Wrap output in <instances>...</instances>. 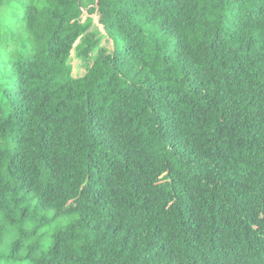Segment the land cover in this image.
<instances>
[{"label":"trees","instance_id":"1","mask_svg":"<svg viewBox=\"0 0 264 264\" xmlns=\"http://www.w3.org/2000/svg\"><path fill=\"white\" fill-rule=\"evenodd\" d=\"M96 1L0 0V264H264V0Z\"/></svg>","mask_w":264,"mask_h":264},{"label":"rangeland","instance_id":"2","mask_svg":"<svg viewBox=\"0 0 264 264\" xmlns=\"http://www.w3.org/2000/svg\"><path fill=\"white\" fill-rule=\"evenodd\" d=\"M83 12L84 13L82 17L83 20H85L87 17V13L86 10H83ZM91 18L92 27L90 29V32L95 35V39L98 41V46L86 60H82L81 58L77 57L76 53L73 51L69 60V64L72 67V74L76 78L82 77L86 73L90 64L94 61L95 57H97L100 49H104L109 53L113 51L112 41L107 37V35L103 31L102 26L99 25V17L94 14L91 16Z\"/></svg>","mask_w":264,"mask_h":264},{"label":"water","instance_id":"3","mask_svg":"<svg viewBox=\"0 0 264 264\" xmlns=\"http://www.w3.org/2000/svg\"><path fill=\"white\" fill-rule=\"evenodd\" d=\"M98 4H99V0L96 1V5H98Z\"/></svg>","mask_w":264,"mask_h":264}]
</instances>
